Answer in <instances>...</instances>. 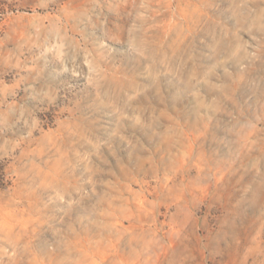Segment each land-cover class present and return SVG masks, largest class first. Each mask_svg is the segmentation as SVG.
<instances>
[{"label": "rangeland", "instance_id": "obj_1", "mask_svg": "<svg viewBox=\"0 0 264 264\" xmlns=\"http://www.w3.org/2000/svg\"><path fill=\"white\" fill-rule=\"evenodd\" d=\"M0 264H264V0H0Z\"/></svg>", "mask_w": 264, "mask_h": 264}, {"label": "trees", "instance_id": "obj_2", "mask_svg": "<svg viewBox=\"0 0 264 264\" xmlns=\"http://www.w3.org/2000/svg\"><path fill=\"white\" fill-rule=\"evenodd\" d=\"M3 179L1 178V172H0V184H1V181H2Z\"/></svg>", "mask_w": 264, "mask_h": 264}]
</instances>
